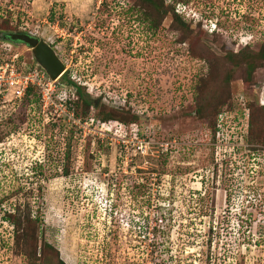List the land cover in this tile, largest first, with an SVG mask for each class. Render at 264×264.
<instances>
[{"label":"rangeland","instance_id":"obj_1","mask_svg":"<svg viewBox=\"0 0 264 264\" xmlns=\"http://www.w3.org/2000/svg\"><path fill=\"white\" fill-rule=\"evenodd\" d=\"M152 1L0 0L83 93L0 100V264H264V0Z\"/></svg>","mask_w":264,"mask_h":264},{"label":"built area","instance_id":"obj_2","mask_svg":"<svg viewBox=\"0 0 264 264\" xmlns=\"http://www.w3.org/2000/svg\"><path fill=\"white\" fill-rule=\"evenodd\" d=\"M22 31L26 32L27 30L23 29ZM11 45L9 42L0 44V98L2 103L8 100L11 104L20 105L26 98L28 90L34 87L39 89V96L42 97L43 101H47V95L50 99H53L56 87L70 86L60 82L63 76L56 81H52L39 65L30 66L28 63L20 61V57L12 54L13 46ZM72 80L74 81V79ZM55 83L56 86L53 87ZM70 87L76 94V88ZM144 147L140 145L138 152L145 154L148 148L144 149ZM154 264H157V262H154Z\"/></svg>","mask_w":264,"mask_h":264},{"label":"water","instance_id":"obj_3","mask_svg":"<svg viewBox=\"0 0 264 264\" xmlns=\"http://www.w3.org/2000/svg\"><path fill=\"white\" fill-rule=\"evenodd\" d=\"M0 38L14 44L20 43L28 46L37 64L45 70L52 81L58 80L65 74V64L55 49L44 39L20 33H3Z\"/></svg>","mask_w":264,"mask_h":264},{"label":"trees","instance_id":"obj_4","mask_svg":"<svg viewBox=\"0 0 264 264\" xmlns=\"http://www.w3.org/2000/svg\"><path fill=\"white\" fill-rule=\"evenodd\" d=\"M142 2H150L151 4H153L154 6H155V8L157 9L156 11L158 12L159 11V6L158 5H156L152 0H141ZM8 32V31H7ZM4 33V32H3ZM2 33V34H3ZM261 56H264V54L263 53H261L260 55H257V57L258 58H260ZM243 57H248V64H249V66H250V68H252L251 70H253V63H251V61H253V60H255L257 57H255V56H253L252 54H246V53H244L243 54ZM34 63L35 64H37L35 61H34ZM62 83H65V84H68V85H70V86H73L74 88H76L77 89V92H78V95L81 97L82 95H83V93L81 92V90H79V88L75 85V82L72 80V78L69 76V74H66V75H64L63 77H62ZM66 81V82H65ZM39 94L35 91V88H30L29 90H28V93H27V96H26V98L24 99V101H23V104L24 103H26L27 105H26V107H30V106H32V105H35V104H38V101H39ZM38 100V101H37ZM91 101H88V100H85L84 102H83V104L84 105H86V106H90L91 105ZM22 104V105H23ZM78 106V105H77ZM96 106H97V104H96ZM88 108V107H87ZM87 108H86V111H84V113H85V115H87L88 113H89V110H87ZM110 118V116H106V117H103L102 118V121L103 122H107V121H113L114 119H109ZM109 119V120H108ZM130 122H132V120H130ZM11 215L12 214H10L9 216L11 217ZM18 221H20V220H18ZM44 248H47V249H53V246L51 245V244H48V243H46L45 245H44ZM62 264H64L63 262H62Z\"/></svg>","mask_w":264,"mask_h":264},{"label":"clouds","instance_id":"obj_5","mask_svg":"<svg viewBox=\"0 0 264 264\" xmlns=\"http://www.w3.org/2000/svg\"><path fill=\"white\" fill-rule=\"evenodd\" d=\"M31 33L32 32H23L22 34H28V35H31ZM6 42H8V41H6ZM12 45H14V43H11ZM48 44H50V43H48ZM51 45V44H50ZM52 46V45H51ZM36 62V61H35ZM37 63V62H36ZM32 65H35V63H33ZM38 65V64H37ZM65 75V74H64ZM63 75V76H64ZM75 81V80H74ZM77 90V89H76ZM0 100H1V98H0ZM24 101V100H23ZM23 101H22V103L21 104H23ZM2 103V102H1ZM11 104V103H10ZM15 105V104H14ZM4 106V105H3ZM20 106V105H19Z\"/></svg>","mask_w":264,"mask_h":264},{"label":"flooded vegetation","instance_id":"obj_6","mask_svg":"<svg viewBox=\"0 0 264 264\" xmlns=\"http://www.w3.org/2000/svg\"><path fill=\"white\" fill-rule=\"evenodd\" d=\"M4 33H6V32H4ZM31 36H34V37H37V38H40V37H38L36 34H34V33H31Z\"/></svg>","mask_w":264,"mask_h":264},{"label":"bare ground","instance_id":"obj_7","mask_svg":"<svg viewBox=\"0 0 264 264\" xmlns=\"http://www.w3.org/2000/svg\"><path fill=\"white\" fill-rule=\"evenodd\" d=\"M29 50H31V49L29 48Z\"/></svg>","mask_w":264,"mask_h":264}]
</instances>
